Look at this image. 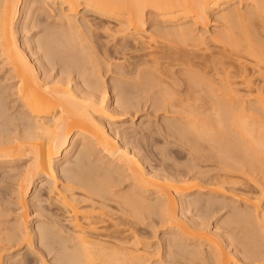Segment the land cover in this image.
<instances>
[{"label":"bare ground","instance_id":"1","mask_svg":"<svg viewBox=\"0 0 264 264\" xmlns=\"http://www.w3.org/2000/svg\"><path fill=\"white\" fill-rule=\"evenodd\" d=\"M43 262L264 264V0H0V264Z\"/></svg>","mask_w":264,"mask_h":264},{"label":"rangeland","instance_id":"2","mask_svg":"<svg viewBox=\"0 0 264 264\" xmlns=\"http://www.w3.org/2000/svg\"><path fill=\"white\" fill-rule=\"evenodd\" d=\"M50 20H53V19H50ZM213 23H216V22H213ZM214 25H221V22H220V24H219V22L217 23V24H212V27H214ZM152 112L153 111H141V112H139L135 117H132L130 114H126V115H124L123 117H124V119H126V121H127V125H131V124H136V126H138L139 124H137L139 121H141L142 120V123L144 122V124L146 125V124H149V125H152V123H154V122H156L155 120H157L158 119V115H161V114H163L164 112L163 111H158V112H156V113H153L152 114ZM131 117H132V119L134 120L133 122H131L130 123V121H132V119H131ZM146 117V118H145ZM156 117V118H155ZM142 118V119H141ZM144 118L146 119V120H144ZM144 120V121H143ZM148 121V122H147ZM149 121H151V123L149 122ZM135 122V123H134ZM120 123V122H119ZM117 124V125H120V124ZM129 123V124H128ZM32 198V192H30V194H29V197H28V199L30 200ZM28 212H32L33 210H34V208L33 207H31V206H29L28 205ZM37 216H38V214H37ZM36 214L35 213H33V215L31 214V216L29 217L30 219H32V218H34L35 220H36ZM35 222V221H34ZM160 230V229H159ZM160 231H158V233H159ZM25 249H23L22 251H24ZM22 251H20V252H22ZM41 264H46L45 262H43V263H41Z\"/></svg>","mask_w":264,"mask_h":264}]
</instances>
